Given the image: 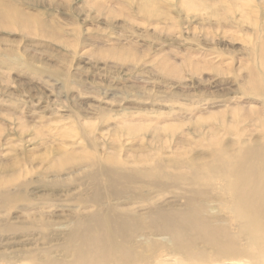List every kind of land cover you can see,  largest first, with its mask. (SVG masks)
<instances>
[{
    "label": "rangeland",
    "instance_id": "obj_1",
    "mask_svg": "<svg viewBox=\"0 0 264 264\" xmlns=\"http://www.w3.org/2000/svg\"><path fill=\"white\" fill-rule=\"evenodd\" d=\"M263 2L249 13L240 0H0V15L7 14L0 21V159L16 158L22 176L0 163V196L32 211L19 217L0 208V264L73 262L81 251L73 240L88 232L101 190L92 179V153L99 170L122 162L146 169L158 157L177 162L179 170L170 169L188 175L184 185L148 198L180 211L196 192L192 165L211 163L219 140L224 147L240 140L237 148L261 143ZM70 149L76 155L63 159ZM136 150L150 160L126 157ZM77 165L80 175L56 172ZM205 203L211 226L225 230L226 239L237 232L224 206L200 194L191 206ZM3 222L15 228L12 235L1 232ZM147 238L162 244L148 257L164 255L170 264L182 257L161 240L167 236ZM235 246L256 253L246 250L245 237ZM191 251L201 255L199 264L254 262L244 254L224 260L219 247L201 241Z\"/></svg>",
    "mask_w": 264,
    "mask_h": 264
},
{
    "label": "bare ground",
    "instance_id": "obj_2",
    "mask_svg": "<svg viewBox=\"0 0 264 264\" xmlns=\"http://www.w3.org/2000/svg\"><path fill=\"white\" fill-rule=\"evenodd\" d=\"M240 1L244 3L243 8L248 7V12L252 13V6L256 4V0ZM231 14H234V10L231 11ZM6 16L7 14L5 17L1 14L0 21L5 22ZM258 57L261 64L260 70L261 68L262 70L259 71L261 73L257 74V77L262 78L260 80L264 85V54L259 53ZM262 90L264 93V87ZM37 135L34 136L37 137ZM221 143L222 141L219 140L217 147L213 150L211 163L192 165L193 170L190 175L194 177L190 182L194 184L192 187H195L196 192L192 196L190 195L185 203L181 201L182 210L180 211L173 209V205L161 207L159 201V203L153 201L155 197L148 198V194L153 190L164 189L163 193H169L168 189L184 185L181 180L188 175H176L170 169L179 170L177 162L163 161L158 157L146 169H137L136 167L127 169L128 163L122 162L113 170H106L105 167H101L99 170L100 164L94 161L96 157L92 153L89 156L92 159L89 165L97 168L92 179L99 183L96 185L101 190L92 199L90 205L92 212L86 224L88 232L78 233V239L73 240V245L80 248L81 251H74L73 262L69 264H170L167 262L169 257H164V255L163 257H159L160 255L148 257L147 252L152 254L154 250L159 251L162 247L161 243L147 238L149 235L167 236L166 239L161 238V240L171 242V245L182 255V257L175 258L173 264H199L201 255L193 254L191 251V247L197 241L219 247L222 254L224 253L225 257H222L224 260H236V257L231 256L244 254L254 260L253 264H264V140L256 147L255 143H252L237 148L241 143L240 140L233 141L229 146L225 143V147ZM138 151H131L134 154L127 153L126 157H142L145 159L143 162L150 160L149 152ZM76 153L75 149L62 152L63 159L67 160ZM142 158H139L138 161H141ZM15 159L13 156L0 159L1 164L6 163L1 170L12 171L14 169L12 162ZM79 168V165L70 169L60 166L56 168V172L60 174L68 170V175H80L84 169ZM166 171L172 173H165ZM9 174L17 176L18 172L14 169ZM102 176L105 177L104 182H102ZM18 177L22 178L20 174ZM185 180L189 182V178ZM188 187L191 189L190 186ZM161 192H158L157 196L164 198L165 195ZM198 194L203 195L204 199L210 203L215 202L224 206L232 214L228 222L238 223L237 232L233 233L231 237L227 234L229 238L226 239L223 235L225 230L211 226L207 219V204L205 203L206 207L191 206ZM74 198L78 206L76 195ZM177 201L173 200L175 203ZM0 208L6 215L12 211H17L19 217L32 213L29 211V206L22 207L14 203L8 194L0 196ZM40 215L44 214L40 213ZM30 218L28 216V219ZM4 222L1 232L4 235H12L15 228L5 226ZM38 229L42 231L44 228L41 226ZM243 237L250 245V248H246V250L255 251L254 255H250L248 251L242 253L244 249L237 246L232 248L233 242ZM19 259L27 260L24 257ZM63 261H59V264ZM207 262L215 264L213 261L209 262L208 260ZM247 263L249 262L247 261ZM37 264H51V262L49 258L43 257L42 261Z\"/></svg>",
    "mask_w": 264,
    "mask_h": 264
}]
</instances>
